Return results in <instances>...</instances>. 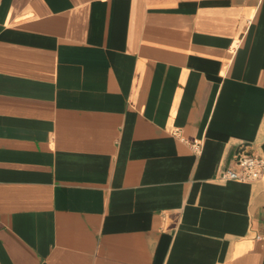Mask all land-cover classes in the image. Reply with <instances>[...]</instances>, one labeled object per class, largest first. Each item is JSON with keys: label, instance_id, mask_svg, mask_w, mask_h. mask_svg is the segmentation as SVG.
I'll return each instance as SVG.
<instances>
[{"label": "crops", "instance_id": "obj_1", "mask_svg": "<svg viewBox=\"0 0 264 264\" xmlns=\"http://www.w3.org/2000/svg\"><path fill=\"white\" fill-rule=\"evenodd\" d=\"M241 152L264 0H0V264H264Z\"/></svg>", "mask_w": 264, "mask_h": 264}, {"label": "built area", "instance_id": "obj_2", "mask_svg": "<svg viewBox=\"0 0 264 264\" xmlns=\"http://www.w3.org/2000/svg\"><path fill=\"white\" fill-rule=\"evenodd\" d=\"M194 149L199 152L200 144H194ZM237 169H226L222 177L224 179L240 182H252L261 179L264 174V157H259L248 152H241L235 161Z\"/></svg>", "mask_w": 264, "mask_h": 264}]
</instances>
